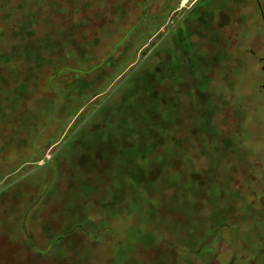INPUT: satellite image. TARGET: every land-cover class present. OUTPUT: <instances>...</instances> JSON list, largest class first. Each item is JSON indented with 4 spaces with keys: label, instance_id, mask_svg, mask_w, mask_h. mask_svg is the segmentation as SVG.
I'll return each instance as SVG.
<instances>
[{
    "label": "rangeland",
    "instance_id": "374dc122",
    "mask_svg": "<svg viewBox=\"0 0 264 264\" xmlns=\"http://www.w3.org/2000/svg\"><path fill=\"white\" fill-rule=\"evenodd\" d=\"M167 1L0 0V264H264V0Z\"/></svg>",
    "mask_w": 264,
    "mask_h": 264
},
{
    "label": "trees",
    "instance_id": "16d2710c",
    "mask_svg": "<svg viewBox=\"0 0 264 264\" xmlns=\"http://www.w3.org/2000/svg\"><path fill=\"white\" fill-rule=\"evenodd\" d=\"M180 1L181 0H168L167 2H169V3L168 4H165L164 7H162L163 8V11H162L161 16H157L156 15L157 17L156 16L155 17H153V16L151 17V22L152 23L150 25L151 26H152V24L154 25V29H153L154 31L163 25V23L165 22V18H166L167 13H169L170 11L176 10L178 8ZM141 8H142V10L140 11V15H138V19L136 20V23H143L148 18V16L145 15V10L143 9V7H141ZM181 23H183L185 25V22L183 20H181ZM24 29H25V27H24ZM153 30H149L148 31V34L143 37V39L141 40L142 41L141 43H145V41L149 39V37L154 32ZM178 34L179 33L177 32V35ZM32 35L33 34L30 32L28 38H32ZM21 38L24 40L25 39V36H22ZM37 39H34V40H36V41H39L40 40L39 38H37ZM48 39L49 38H47V39L44 38V40H48ZM40 43H42V41H39L38 44H35L34 42H28L27 45L21 46L22 50H20V51L18 50V48H20V47H17V49L14 48L8 54H4L6 56H3V54H1L0 55V67L3 64V62H4V58H8V57H11L12 58V57H15L16 56L18 59L19 58H23V60H25V61H30L29 62L30 63V66H29L30 70H33L32 68L38 69L44 63V58H42L41 56H35V57H33L34 56L33 54L34 53H39L40 52V49L42 47H44V49H45L44 51L51 52L50 49H51V47H53V43H51L50 41L43 42L44 43V46H43V43H42V45ZM106 66L109 68L108 65H106ZM124 66L125 65H123V63H120V64H118L116 66V68L117 69L119 68L121 70V69L124 68ZM56 69H57L56 74L50 76L47 79L48 84L51 85V86H53L52 79L54 77L60 76V73H62L63 71H67V72L73 74L72 69H66L65 70L64 68L59 67V63L57 64V68ZM110 69H111V67H110ZM77 84L78 85L76 86V88L78 89L79 88V83H77ZM20 88L22 89L21 92L22 91H26L25 85L23 83L20 86ZM102 89L103 88H98L96 92L97 93H100L102 91ZM56 94H59V92L56 91ZM76 131H77L76 132V134H77L79 132V129L76 130Z\"/></svg>",
    "mask_w": 264,
    "mask_h": 264
},
{
    "label": "water",
    "instance_id": "95a60500",
    "mask_svg": "<svg viewBox=\"0 0 264 264\" xmlns=\"http://www.w3.org/2000/svg\"><path fill=\"white\" fill-rule=\"evenodd\" d=\"M196 0H188V2L186 3V0H184V2H182V5L186 8V9H189L194 3H195ZM261 71L263 73V80H262V83L260 85V88L262 90H264V64L261 66ZM48 161V160H47Z\"/></svg>",
    "mask_w": 264,
    "mask_h": 264
},
{
    "label": "flooded vegetation",
    "instance_id": "af4514ba",
    "mask_svg": "<svg viewBox=\"0 0 264 264\" xmlns=\"http://www.w3.org/2000/svg\"><path fill=\"white\" fill-rule=\"evenodd\" d=\"M264 64V57H263V60H262V65ZM173 67L175 68L174 70H172V71H174V72H176V66L175 65H173ZM181 70H183V69H181ZM263 80V79H262ZM262 91H264V90H262Z\"/></svg>",
    "mask_w": 264,
    "mask_h": 264
},
{
    "label": "snow or ice",
    "instance_id": "6c2138e0",
    "mask_svg": "<svg viewBox=\"0 0 264 264\" xmlns=\"http://www.w3.org/2000/svg\"><path fill=\"white\" fill-rule=\"evenodd\" d=\"M188 2V0H186V3Z\"/></svg>",
    "mask_w": 264,
    "mask_h": 264
}]
</instances>
